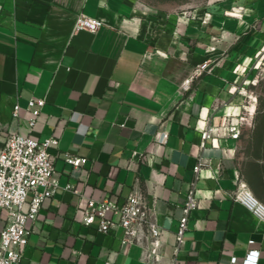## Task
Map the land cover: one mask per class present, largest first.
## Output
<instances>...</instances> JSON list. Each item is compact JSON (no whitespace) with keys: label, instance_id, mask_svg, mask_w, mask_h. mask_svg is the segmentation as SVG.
Segmentation results:
<instances>
[{"label":"crops","instance_id":"obj_1","mask_svg":"<svg viewBox=\"0 0 264 264\" xmlns=\"http://www.w3.org/2000/svg\"><path fill=\"white\" fill-rule=\"evenodd\" d=\"M204 9L163 18L133 0H0V138H59L51 152L60 187L28 223L21 264H147L139 244H122V228L105 233L82 222L86 198L122 202L134 192L162 226L160 264H169L191 189L198 206L175 264H242L251 248L264 264V221L233 199L245 185L264 204V139H251L259 151L246 157L241 138L202 139L208 126L243 111L241 84L264 44V0H217ZM81 13L104 25L74 31ZM205 61L210 67L194 76ZM32 97L46 102L30 129ZM65 151L86 163L72 166ZM200 157L206 164L197 176ZM6 223L0 210V231Z\"/></svg>","mask_w":264,"mask_h":264},{"label":"built area","instance_id":"obj_2","mask_svg":"<svg viewBox=\"0 0 264 264\" xmlns=\"http://www.w3.org/2000/svg\"><path fill=\"white\" fill-rule=\"evenodd\" d=\"M232 10L228 15H235ZM211 17L210 12L205 13L203 23H207ZM104 21L81 13L76 17L74 31L88 30L96 32ZM208 51L214 50L212 46ZM210 67V62L205 61L198 64L194 70V76L202 73ZM236 71H244L241 66L235 67ZM189 79L185 84L189 83ZM241 90V89H240ZM251 98V101L255 99ZM45 98L32 97L28 101L27 108L32 117L29 119L30 129H33L37 118L45 105ZM246 114H254L252 104H243ZM19 104H15L13 116H18ZM244 116L240 115L236 121L228 124L208 128L203 131V141L213 135L228 134L231 138L239 139L242 133ZM168 133L163 132L157 137L159 141H165ZM59 146V138L49 136L38 139L32 135L14 133L6 138H0V210H5L7 223L0 231V264H21L24 249L28 244L31 228L30 221H35L42 208L43 202L52 197L60 183L55 176L54 154L51 149ZM137 155L135 152L134 157ZM64 159L72 166L79 167L86 163L87 158L64 152ZM206 162L203 157L198 159L194 171L198 176L200 168ZM66 190L78 193L72 184H66ZM233 199L242 203L257 218L264 221V204L260 202L252 192L242 185L234 194ZM198 206V198L195 189H191L184 201L182 215L179 218L176 230L175 243L173 245V256L169 264H175L185 244V232L189 227L192 212ZM82 222L87 226H95L101 232H108L112 228H122L124 235L122 244H139L142 251V259L147 264H160L164 258L162 252V226L154 217V210L145 197L134 192L122 202L109 198H86L83 204ZM250 240L249 244H254ZM260 250L249 249L242 264H258ZM232 262H238L234 256ZM108 264V263H106Z\"/></svg>","mask_w":264,"mask_h":264},{"label":"rangeland","instance_id":"obj_3","mask_svg":"<svg viewBox=\"0 0 264 264\" xmlns=\"http://www.w3.org/2000/svg\"><path fill=\"white\" fill-rule=\"evenodd\" d=\"M133 0L136 7L147 16L165 18L184 11L203 10L205 6L217 0ZM239 8V7H238ZM206 10V9H204ZM232 10V7H231ZM230 10V11H231ZM167 18V17H166ZM252 75L241 84L243 104H252L254 114L249 116L243 109L244 116L241 133L240 154L244 157L256 154L259 148L251 146V139H264V44L256 51ZM254 101H251V98Z\"/></svg>","mask_w":264,"mask_h":264},{"label":"trees","instance_id":"obj_4","mask_svg":"<svg viewBox=\"0 0 264 264\" xmlns=\"http://www.w3.org/2000/svg\"><path fill=\"white\" fill-rule=\"evenodd\" d=\"M240 138H241V136H240Z\"/></svg>","mask_w":264,"mask_h":264}]
</instances>
